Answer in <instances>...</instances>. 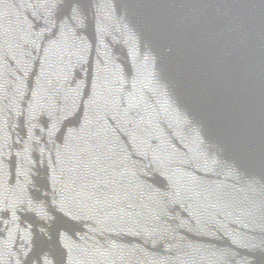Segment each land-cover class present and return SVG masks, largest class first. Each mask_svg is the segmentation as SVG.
<instances>
[{
  "label": "water",
  "instance_id": "1",
  "mask_svg": "<svg viewBox=\"0 0 264 264\" xmlns=\"http://www.w3.org/2000/svg\"><path fill=\"white\" fill-rule=\"evenodd\" d=\"M0 264H264V0H0Z\"/></svg>",
  "mask_w": 264,
  "mask_h": 264
}]
</instances>
